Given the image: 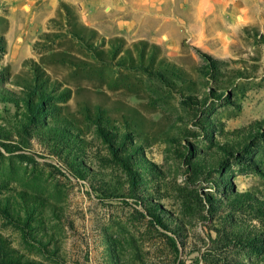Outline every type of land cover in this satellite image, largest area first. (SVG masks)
I'll return each instance as SVG.
<instances>
[{"label":"rangeland","instance_id":"1","mask_svg":"<svg viewBox=\"0 0 264 264\" xmlns=\"http://www.w3.org/2000/svg\"><path fill=\"white\" fill-rule=\"evenodd\" d=\"M0 264H264V0H0Z\"/></svg>","mask_w":264,"mask_h":264},{"label":"trees","instance_id":"2","mask_svg":"<svg viewBox=\"0 0 264 264\" xmlns=\"http://www.w3.org/2000/svg\"><path fill=\"white\" fill-rule=\"evenodd\" d=\"M108 42H109V45H110L109 51H107V54L104 55V57L105 56H107V57L109 56L110 58H115L116 57V54H117V49H118V47H120V44L122 42L118 38L117 39H114V41L113 40H108ZM125 52L126 53H129L130 56H131V52H130L129 49H127ZM98 53H102V51H100ZM119 58L122 59V60H124L125 59V55H121Z\"/></svg>","mask_w":264,"mask_h":264}]
</instances>
